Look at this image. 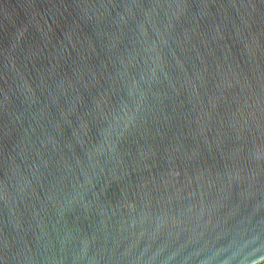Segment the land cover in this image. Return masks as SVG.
<instances>
[{"label": "water", "instance_id": "1", "mask_svg": "<svg viewBox=\"0 0 264 264\" xmlns=\"http://www.w3.org/2000/svg\"><path fill=\"white\" fill-rule=\"evenodd\" d=\"M264 261V0H0V264Z\"/></svg>", "mask_w": 264, "mask_h": 264}, {"label": "bare ground", "instance_id": "2", "mask_svg": "<svg viewBox=\"0 0 264 264\" xmlns=\"http://www.w3.org/2000/svg\"><path fill=\"white\" fill-rule=\"evenodd\" d=\"M259 264H264V261H263V262H261V263H259Z\"/></svg>", "mask_w": 264, "mask_h": 264}]
</instances>
